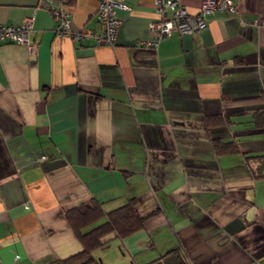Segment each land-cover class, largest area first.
<instances>
[{"label":"crops","instance_id":"obj_1","mask_svg":"<svg viewBox=\"0 0 264 264\" xmlns=\"http://www.w3.org/2000/svg\"><path fill=\"white\" fill-rule=\"evenodd\" d=\"M189 13L201 0H179ZM204 30L155 45L153 0H126L113 47L57 38L38 0H0V26L32 19L35 48L0 45V264H59L82 247L65 212L136 202L150 216L106 237L102 264H264V0H235ZM73 30L95 0H65ZM228 126L206 129L205 116ZM241 153L217 155L211 139ZM154 213V214H153Z\"/></svg>","mask_w":264,"mask_h":264},{"label":"built area","instance_id":"obj_2","mask_svg":"<svg viewBox=\"0 0 264 264\" xmlns=\"http://www.w3.org/2000/svg\"><path fill=\"white\" fill-rule=\"evenodd\" d=\"M97 2L96 18L100 28L97 30L71 27L70 13L64 8L65 0H38V7L51 13L55 21L53 33L57 38H66L76 43L92 40L95 46L113 47L120 26V19L115 9L125 7L126 0H95ZM156 19L150 24L149 30L153 35L151 45L157 44L173 33L190 35L204 30L207 16L215 11L235 14V0H201L199 9L189 13L179 0H153ZM32 29V19H26L20 24H4L0 26V45L16 44L25 46L29 51L35 48L29 39Z\"/></svg>","mask_w":264,"mask_h":264},{"label":"trees","instance_id":"obj_3","mask_svg":"<svg viewBox=\"0 0 264 264\" xmlns=\"http://www.w3.org/2000/svg\"><path fill=\"white\" fill-rule=\"evenodd\" d=\"M229 121L220 114L207 115L204 119L206 129L228 126ZM253 129L264 132V112L253 118ZM213 151L217 155L239 154L241 150L234 141H222L212 138ZM254 179H264V153H241ZM136 202L128 200L125 204L110 211H104L102 205L89 200L65 212V219L75 237L81 244V251L63 259L59 264H102L93 256L96 249L107 246L106 237L114 235L124 239L141 229L144 222L152 216H139L135 210ZM154 214V213H153Z\"/></svg>","mask_w":264,"mask_h":264}]
</instances>
